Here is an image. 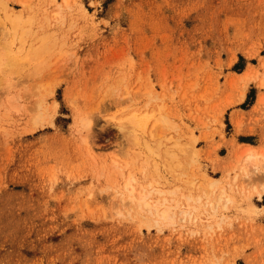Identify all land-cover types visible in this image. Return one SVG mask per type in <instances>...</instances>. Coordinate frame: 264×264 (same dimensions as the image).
I'll return each instance as SVG.
<instances>
[{
	"label": "rangeland",
	"instance_id": "374dc122",
	"mask_svg": "<svg viewBox=\"0 0 264 264\" xmlns=\"http://www.w3.org/2000/svg\"><path fill=\"white\" fill-rule=\"evenodd\" d=\"M3 1L54 46L0 84V264H264V0Z\"/></svg>",
	"mask_w": 264,
	"mask_h": 264
},
{
	"label": "bare ground",
	"instance_id": "6f19581e",
	"mask_svg": "<svg viewBox=\"0 0 264 264\" xmlns=\"http://www.w3.org/2000/svg\"><path fill=\"white\" fill-rule=\"evenodd\" d=\"M0 13H2V15H0V84L4 83L5 85H10V79H12V76L14 74L19 75L25 68L29 69L30 71H39L43 67L47 57L51 54L54 46V43H52L53 35L51 32L36 34L34 30H32L33 16L24 15L22 9H13L9 7L3 0H0ZM82 120V128H86L88 131H90L92 129L91 118L84 117ZM119 120L120 129L125 130L126 135H128L136 145H139L141 143V137L139 138V134L141 136V134L146 133L148 124L151 120L154 121V124L158 125L159 123H169V121L160 113L158 115V113L155 114L154 111L149 112L147 110L129 111ZM148 143L145 142V148L147 149L149 154L148 156H151L152 159L153 155L159 156V153L157 151L159 149V146L157 147L155 145V147L157 148H153L150 147ZM173 146L179 147V144L174 143ZM177 147L176 149L180 148L179 151H184V149H182L181 147ZM172 149L170 150L167 148L164 150V153L167 156L171 157H169V159H171V162L173 163L175 159V162H177L178 156H176L175 153L172 152ZM247 152L248 161L250 163H253V158H255V155L250 150H248ZM179 163L177 162V164ZM170 165L172 166V164ZM154 166L155 173L159 174L157 164H155ZM125 189L129 191V193L131 194L130 199L133 202L136 201L140 209H145L150 214L164 220L171 217L172 212L170 207L168 205H163L166 204L167 198H165L163 203L160 202V206L158 205L152 207L146 199V194L141 192L139 194V197H136L134 195V188L131 182V178L127 179L125 183Z\"/></svg>",
	"mask_w": 264,
	"mask_h": 264
}]
</instances>
